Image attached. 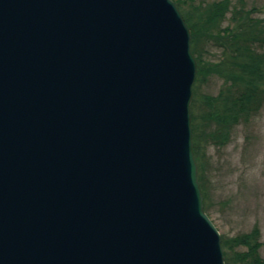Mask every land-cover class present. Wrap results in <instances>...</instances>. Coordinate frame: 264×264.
<instances>
[{
  "label": "water",
  "instance_id": "obj_1",
  "mask_svg": "<svg viewBox=\"0 0 264 264\" xmlns=\"http://www.w3.org/2000/svg\"><path fill=\"white\" fill-rule=\"evenodd\" d=\"M197 67L173 0H0V264H225Z\"/></svg>",
  "mask_w": 264,
  "mask_h": 264
},
{
  "label": "trees",
  "instance_id": "obj_2",
  "mask_svg": "<svg viewBox=\"0 0 264 264\" xmlns=\"http://www.w3.org/2000/svg\"><path fill=\"white\" fill-rule=\"evenodd\" d=\"M192 32V51L198 72L191 104L194 155L199 164V181L204 208L208 211V190L204 163L205 148L225 145L232 130L264 106V19L253 10L238 7L232 0H175ZM231 13L230 20H227ZM225 22H229L224 25ZM223 50V58H208L210 48ZM213 74L223 79L218 95L201 97V85ZM225 264H264L260 230L223 237ZM244 248V249H242Z\"/></svg>",
  "mask_w": 264,
  "mask_h": 264
},
{
  "label": "rangeland",
  "instance_id": "obj_3",
  "mask_svg": "<svg viewBox=\"0 0 264 264\" xmlns=\"http://www.w3.org/2000/svg\"><path fill=\"white\" fill-rule=\"evenodd\" d=\"M213 1L218 0H206ZM232 1L238 7L243 5L245 10L254 9L252 15L264 19V0ZM230 16L231 13L227 20ZM260 49L264 50V47ZM223 57L222 48H210L209 59L216 62ZM223 85L221 76L211 75L201 85V97L218 95ZM204 152L202 162L209 205L206 212L222 240L224 236L234 237L258 227L260 241L264 242V106L259 113L234 127L229 142L222 146L209 144ZM260 253L264 257V247Z\"/></svg>",
  "mask_w": 264,
  "mask_h": 264
}]
</instances>
